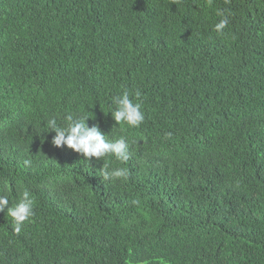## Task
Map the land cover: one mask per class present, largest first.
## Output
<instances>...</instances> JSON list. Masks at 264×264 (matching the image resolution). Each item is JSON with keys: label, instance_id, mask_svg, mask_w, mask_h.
Listing matches in <instances>:
<instances>
[{"label": "trees", "instance_id": "16d2710c", "mask_svg": "<svg viewBox=\"0 0 264 264\" xmlns=\"http://www.w3.org/2000/svg\"><path fill=\"white\" fill-rule=\"evenodd\" d=\"M125 90L139 128L111 115ZM68 114L129 159L53 146ZM25 189L0 264H264V0H0V195Z\"/></svg>", "mask_w": 264, "mask_h": 264}, {"label": "clouds", "instance_id": "9594fccd", "mask_svg": "<svg viewBox=\"0 0 264 264\" xmlns=\"http://www.w3.org/2000/svg\"><path fill=\"white\" fill-rule=\"evenodd\" d=\"M225 2L228 3L230 0H225ZM230 14L228 9L217 10L216 15L221 18L214 26V30L217 33H222L228 26ZM140 95L139 91L135 93L137 99ZM112 104L115 107L111 115L118 125L124 123L131 128H139L144 122L145 115L142 111L141 103L134 102L127 90L121 95L113 97ZM88 118H75L72 114H68L64 117V123L62 124H58L56 118L50 119L47 132H55L51 141L52 145L57 148L66 146L68 149L81 154L87 160L93 158L101 160L111 155L118 161L126 162L129 159L126 139L121 136L114 142L106 140L105 134L101 132L98 126H88ZM168 135L170 136L171 133ZM29 163L30 161H25L26 165ZM102 175L105 180L126 179L128 173L124 168H117L111 171L104 168ZM5 209H7V214L12 218L13 231L19 234L24 223L31 222L34 216V198L25 189L19 197V202L15 206L10 207L9 197L0 195V212Z\"/></svg>", "mask_w": 264, "mask_h": 264}]
</instances>
